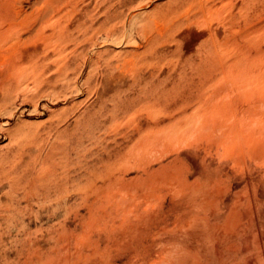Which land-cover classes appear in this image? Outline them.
Returning <instances> with one entry per match:
<instances>
[{"label": "rangeland", "instance_id": "374dc122", "mask_svg": "<svg viewBox=\"0 0 264 264\" xmlns=\"http://www.w3.org/2000/svg\"><path fill=\"white\" fill-rule=\"evenodd\" d=\"M0 1H1L0 2L1 7H3V6L8 7V8L13 7L12 9L14 10V8H15L14 11L19 13V15H21V16L29 15V13L31 14L32 11H34L37 8L39 9L42 6L45 7V9L43 7L44 10H42L44 15L49 14L50 10H51L49 7L51 0H32V1H30V0H20V1L19 0L18 1L17 0H11L12 2L10 0H7V1L5 0L6 2L3 0H0ZM58 1L60 2L58 4L60 7V15H61L60 19L58 20L59 24H61L64 27L69 25L71 28H72V25H74L72 28L73 30L70 29L69 26L66 27V29H65V31L68 29L67 30L68 32H65L67 38L64 41L65 42L64 45H66L67 47L65 46V48L61 51L62 53L60 52L61 55H58L59 57L54 56L51 48H49L51 50L48 49L49 51L47 50L46 51L47 53L45 52V54H43L44 52H40L41 49L39 48L40 54L44 55V56L46 55L45 57L47 58V56H48L49 58L45 59L43 57L44 58V60H42L43 63L40 61V63H38V65H37V67L33 71H30V73H31V74L29 73L30 75L28 73L27 74L24 73L22 76L25 80L21 79L22 76H16V77L15 76H13V77L5 76L3 67H1V65H0V78H1L0 79V87L2 86L0 88V90L3 88L0 91V264H42L45 262V260L47 261V260H49V258L52 259V258L56 257V253H58V255L59 254H68L70 256V258H73L74 257L73 253H75L76 251H79V246L83 245V243H85L87 241L94 242L96 240L97 241L99 240L100 243L104 242L105 238H103V240H102L101 237H105L104 234H106L107 231L109 233H112L115 230L111 229L112 227H111V224H109V221H107V222L99 221V219H100L99 216H100L102 210H105V211L107 210V211H109L110 214L113 212L115 205L112 202V200H113V198H118V196L121 194V193H119L118 188L121 186L122 187L125 186L129 189L135 188V189H137V191L139 190V192H137V191H136L137 193L135 192V194L137 196L136 197V203H138L140 201V203L138 205L139 206L143 205L144 201L145 200L147 201V199H148L147 197L149 196V194L145 190L146 187L148 185H150L151 183H153V180L155 178L159 179L160 178L159 176H162V177L164 176V172H163L164 169L162 168V166L171 160H173V163H171V166H177L181 169V173L178 174L179 177L183 173L188 172L187 174H188L189 180H196L197 182L202 183L204 181V179L206 178L207 174H210V176L214 180L213 182L218 183L221 187H223V190H222L223 195L225 196V194H226V197H228V196L230 197V200H226L227 203H229V204L233 202V199H231V198H233V194L235 192L237 195L243 194L242 196L238 197V199H240V198L243 199L244 196L247 197L246 193H247V190L249 189V191L251 193H254L255 200H256L255 206L258 205V206H256L257 210H258V214L260 216H262L261 219L263 221L264 220V201H262V200H264V197H262L261 195L263 194V196H264V180H263L264 179V173H263L264 172V170H263L264 169V167H263L264 162L262 163V160L264 161V139H263L264 138L263 137L264 132H262V131H264V118H263L264 117V10H263L264 4H262L260 2L264 3V0L258 1V5L260 4V6H258V7H259V9H261V12H260V15L258 18V25L259 26L257 27V31H259V30H261V31L257 32L258 33L257 34L258 40L256 39V41H255L256 42V45H255L256 48L253 50L255 52H253V53L251 52V55H244L243 54L242 56L238 57L237 61L238 60L240 61V62L238 61L239 62L238 64L240 67H235V68L232 67V62H230V61L235 60L234 53L226 52L225 50H224V53H222L223 50L222 51L221 50L215 51L212 47H210V53H209L210 54L209 58L211 60L210 68H209V66H205L203 68L202 63L200 64V62H197V61H200L199 57H201V55L204 52V51H202L203 48L206 49L205 46H207L208 43L210 45L209 39H210L213 31H215V29L216 30L219 29L218 33L219 34H220V32L222 33L223 20L221 21L220 18L217 15H215V16H212L210 18L207 17L206 18L207 20H205L202 24L190 23L191 26H190V24H187V25L185 24V26H184V25H180V24H175V23H178L177 20L175 21L174 19L163 18V14L161 11H163V13H165V12L167 13V11L173 10L179 0H177V2H176V0H141V1L140 0H124V1L123 0H119V1L117 0V2H116V0H114V2L110 3V4H108V2H105L104 0H102L103 3L101 0H98V1H96V0L95 1L94 0H89V1L88 0L87 1L81 0L83 2L79 1V3H77L78 0H66V2H64L63 0H58ZM84 1H86L87 3ZM29 2L32 3V6H31V4H29ZM36 2H37V4H36ZM96 2H97V4H100L99 7L96 6L97 5ZM5 3H6V5H5ZM23 3H25V4H23ZM26 3H27V6H25ZM43 3H45V4H43ZM93 3L96 4L95 5L96 10L93 9V7H92V6H94ZM116 3H117V5H116ZM35 4H36V6H35L36 8L34 9L33 6ZM41 4H43V5H41ZM113 4H115V5H113ZM124 4H126V5H124ZM137 4H139V6ZM38 5H41V6H38ZM81 5H84L85 7L84 6L82 7ZM261 5H263V6H261ZM63 6H65V9ZM104 6H106L107 8ZM225 6H227V4ZM225 6L223 5L224 8H225ZM31 7H33V10H31V12H30V9H32ZM103 8H106V9H104L105 11L103 10ZM226 8H225V10H226ZM22 9H23V11H22ZM62 9H64V11H62ZM77 9L79 11H77ZM120 9H121V11H120ZM126 9H127V11H126ZM24 10H25V12L28 11V13H25ZM92 10H95V11L93 12ZM20 11H22V12H20ZM85 11H87V12L90 11L91 15H88L87 12H85ZM101 11L103 12V14H101ZM76 12H77V15L75 14ZM97 12H99V14ZM22 13H23V15H22ZM124 13H126V15ZM159 13L162 14L161 15L162 17H160V18H159V16H160ZM96 14H98V15H96ZM106 14L110 15V16L107 17ZM154 14H156V18L153 17ZM72 15H75V17L74 16L72 17ZM127 15H129V16H127ZM150 15L154 19H152V17ZM221 15H223V13H221ZM77 16H79V17H77ZM92 16H93L94 20H92ZM122 16H123V18H122ZM112 17H118L117 18L118 20L115 18V21H113V20H111ZM108 18H109V20L112 21V22L110 21L111 23L109 21H107ZM69 19H71V21H69ZM122 19H124V20H122ZM221 19H223V18H221ZM61 20H63V21H61ZM80 20H83L84 23H86V24L83 23L84 25L83 24L80 25L81 24ZM148 20H150V21L153 20V21H151L152 22L151 23L152 33H153L154 37H156V39L160 40L158 42L159 43L161 42L160 45L163 47V48L161 47V51L159 52L160 54L158 55V56H160V57H158L159 60L160 59L162 60V61L160 60V65H161L162 69H161L160 76H159V77H161V80L159 78L158 79L153 78V79L148 80L149 76L146 79H143V77H142L140 80V78H139V77H141V74H140V71L138 68V64L136 62L137 61L136 57L138 58V55L141 54L140 52H142L143 49H145L142 47L145 45V43H144L145 39H143L141 37V35L139 34V29L141 28L142 24H144ZM219 20H220L221 24H219L220 22L218 23ZM89 21L92 22L93 24H91ZM127 21L130 22L131 24L129 23L127 25V23H128ZM166 21H168V22H166ZM174 21H175V23H174ZM94 22H96V23L94 24ZM105 22H107L108 25L105 24ZM140 22H141V24H139ZM172 23H174V24H172ZM259 23H261V24H259ZM65 24H67V25H65ZM97 24L98 25L100 24L102 27L101 26L99 27ZM109 24L111 26H116L115 27L116 28V35L112 36L111 38H107V40L109 39L107 41L103 32L110 28ZM114 24H116V25H114ZM169 24H171L172 26L171 25H170L171 27L168 26ZM88 25L90 27L92 26L91 27L92 30L88 27ZM103 25L105 26V29H104ZM202 25H204V26H202ZM107 26H108V28H107ZM121 26H122V28H121ZM126 26H128L130 28H128ZM166 26H167V28H166ZM260 26H261V28H260ZM132 27H134V28L132 29ZM174 27H175V29H174ZM215 27H218V28H215ZM135 28H137V29H135ZM74 29H75V31L76 30L78 31L77 34H76V32H72V31H74ZM85 29H88V30L85 31ZM165 30L168 32L170 31L169 32L170 34L168 32H164ZM80 31H82L83 34H82V32L80 33ZM93 31H95V33ZM130 31L135 32L137 34L132 33ZM162 32L167 33V34H165L167 36L163 37L164 34ZM70 33L72 34V36ZM73 33L76 35H73ZM117 33H119L118 36H117ZM127 33H129L128 34L129 39H128V36L126 38ZM157 33L159 36H155ZM173 33H174V35H173ZM83 35H84V40H83L84 43L81 40V39H83V38H81V37H83ZM90 35H92V36H90ZM222 35L223 34H220V36H222ZM103 36H104V38H103ZM90 37H92V38L90 39ZM113 37H115L114 40L116 39V41H114L115 43L111 42V41H113V40H111V39H113ZM118 37H121V38H118ZM158 37H161L163 39L158 38ZM167 37H168V39H167ZM78 39L81 40L82 43L80 41H77ZM123 39L126 41L124 42ZM104 40L107 41L109 44L107 42H104ZM120 40H121V42H120ZM74 41H76L75 45H74L75 48L72 46V44H74ZM86 41H88V42H86ZM176 41L180 42L181 45L178 44ZM198 41L201 43H198ZM78 42H80L81 44H79ZM197 43H198V45H197ZM177 44L179 45L178 46L179 48L176 47ZM195 44L197 46H199L198 49L199 48H202V49L196 50L197 47ZM76 45H77V47H76ZM88 45H89V47H87ZM200 45H201V47H200ZM71 46L73 48H70ZM82 46H84V47H82ZM164 48H166L165 50L167 53L164 51ZM211 48L213 49V51ZM65 49L67 51H64ZM68 49H70V52H68L69 51ZM169 49H171V50H169ZM176 50L179 51V54L177 52L178 55L175 52ZM76 51H78V52L76 53ZM138 51H140V52H138ZM169 51H171V53H169ZM196 51H199V52L201 51L202 54H200L199 52H198L199 53L198 54V53H196ZM218 51H220V54ZM63 53H65V54H63ZM74 53H75V55H74ZM125 53H126V56H124ZM164 53H165V55H164ZM215 53L217 55H215ZM221 53L223 55H221ZM218 54L220 56H218ZM68 55H70V56L68 57ZM104 55H107V56H104ZM162 55H164V56L162 57ZM175 55H177L178 57H176ZM213 55H215V58ZM167 56H169V57H167ZM172 56H175V58H173ZM185 56H189L190 58L185 57ZM191 56L194 57L192 59L194 61L191 60V58H192ZM253 56H255V57H253ZM62 57H63V59H61ZM113 57H115V58H113ZM180 57H182V58H180ZM58 58H59V60H58ZM99 58H100V60H99ZM104 58H106V60ZM163 58L164 59L166 58L167 60H164ZM176 58L179 60H177ZM217 58L220 59V63L218 60L216 61ZM230 58H232V59H230ZM53 59H55V60H53ZM118 59H120L119 62H117ZM253 59H255V61ZM51 60H53V61H51ZM61 60H62V62H61ZM187 60H188V62H187ZM228 60H230V61H228ZM248 60H249V62H247ZM63 61H64V64H63ZM109 61H111V63ZM251 61H254V62L251 63ZM59 62H61L62 65H61V63L59 64ZM106 62L107 63L109 62L108 65ZM163 62L167 63V67L165 66L166 63L164 64ZM168 62L169 63L171 62V64H169ZM113 63H116V65H114ZM181 63H182V65H181ZM192 63H193V66L197 65L198 67H192L191 66ZM196 63H198V64H196ZM55 64H59V65L55 66ZM65 64H66V67H65ZM102 64H103V66H102ZM112 64H113L115 69L113 68ZM117 64L120 67V69L117 68ZM186 64H187V69H186ZM216 64H218V65H216ZM221 64L223 66L227 64V66H225V67L220 66ZM243 64H245L246 66ZM51 65H53L54 67ZM99 65H101V66H99ZM177 65H178V68L176 67ZM212 65H214L216 68L217 67L218 68L223 67L224 69L223 68H221L222 70L218 69V68L216 69ZM63 66H64V68H63ZM98 66H99V68H98ZM199 66L200 67L202 66L201 68L204 70H202ZM127 67H128V69H127ZM174 67L177 68L175 71H174V69H175ZM189 67L191 69H195V68L196 69L191 70ZM247 67H248V69H247ZM105 68H106V70H105ZM166 68H167V70H166ZM237 68H241V70L237 69ZM38 69H40V71ZM97 69H99V70H97ZM208 69L209 70L211 69L210 71H213V72L210 73V71H207ZM51 70H52V72H50ZM179 70L180 71L181 70L182 71L188 70L189 72H187V75L189 73V75H191V76L188 75V77H187L186 72L182 73V71H181V73H179L180 76L183 75L186 77L181 78V80H180V78H176V77H179L177 74L178 73L177 71H179ZM198 70H200V73L202 72V74L197 72ZM216 70L217 71L219 70L220 72L222 71L219 76H218L219 73ZM224 70H225V72H224ZM229 70H230V72H229ZM106 71L108 74L105 73ZM124 71L125 72L127 71V73H125L126 75L122 73ZM170 71H172V72H170ZM193 71H195V72H193ZM239 71L242 73L239 74L240 73ZM43 72H45L44 73L45 76L43 75L44 77H42ZM164 72H166V73H164ZM203 72H205L207 74L206 76H208L212 79L210 80V78H207L204 75L205 73L203 74ZM247 72H249L251 74H249ZM33 73H35L37 77L39 74V77L37 78L36 76H33ZM116 73H117V75H116ZM138 73L140 76L138 75ZM173 73L176 74V76ZM223 73H226L227 76H224L225 74L222 76ZM101 74H102V76H101ZM234 74H236L238 76L237 79H239V77H240V80L237 81L235 78L236 75H234ZM242 74H243V76H242ZM252 74L254 77L252 76ZM119 75H121L122 77H120ZM124 75H125V77H123ZM231 75H233V76H231ZM247 75H248V77H247ZM61 76H62V78H61ZM31 77H33V78H31ZM40 77H42V78H40ZM133 77H135L136 79H134ZM189 77H191V78L185 79V78H189ZM257 77H258V79H257ZM53 78H55V79H53ZM193 78H196V80L194 81ZM253 78H255V79H253ZM11 79L14 80L12 82L15 83L16 85H17V83L20 85L21 83L23 84L24 82H26L27 84L25 86H24L25 83L23 85L21 84L20 86H22L23 88L21 87V89L19 88V90L15 89L16 90L15 91L13 89L16 88V85L11 82ZM113 79H114V81H112ZM125 79H127V80L125 81ZM132 79H134L133 83H132ZM202 79H204V82H202L203 81ZM241 79H242V81H241ZM6 80H8V81H6ZM146 80H148V81H146ZM187 80L191 81L190 83H192V84L195 83V85H192V84L188 85L189 82ZM200 80H202V81H200ZM104 81H106V82H104ZM141 81H145L146 84H144ZM161 81L163 84L161 83ZM10 82L14 86L11 84V87L8 88V86L10 85L9 84ZM120 82H121V84H120ZM139 82L144 84V86H145V87L143 86L144 89H143V87L142 88L140 87L143 84H141L139 86ZM199 82H202L203 84L202 83L201 84L204 86L209 84L208 86L210 88H206L207 86L203 87L201 84H200V86L199 85L197 86L196 83L199 84ZM4 83H6V84H4ZM118 83H119V85H118ZM154 83H156V84L159 83L158 85H160V84L162 85V86L161 85L160 86L156 85V86L161 88L160 89L161 91L160 90H158V91H160V94L162 95L163 105L166 103H169L171 100L173 102L178 101V104H179V102H181L180 99H182V102L184 101L183 98L184 99H190L191 98L190 100L192 102H193V99L195 102V100L197 98H199L198 101L196 100V102L194 103V105H196L197 102H198V104L201 103V101H200V100H202L201 97L203 99L205 98L204 100H202V102L203 101H208V102L211 101V104H212V105L210 104L211 107H209L211 111L209 110L210 112L209 111H208L209 113L207 112L208 115L203 116V117H199V118H197V117L194 118V116L182 117L181 115L180 116L175 115L172 117L170 116V118H169V116H167V114L163 115L165 117L162 116V122H161L162 125L161 126H162V130L164 132H161V139H160L159 143L168 152V153L164 154V156H158L156 154L151 155V153L149 154L147 152L150 149L149 146L150 145L152 146L153 140H149L150 142L147 141V143L146 142L142 143V144L140 143L141 145L144 144V146H140V144H138L139 141L140 142L142 141L141 138L144 136V134H146L143 130L139 131L138 126L140 124H142L144 122V120H146L148 118H146V116L144 117V115H145L144 112L137 110L138 109L137 103L139 102L140 99H143V96H144L143 94H145L146 92H147L146 94L154 93V91L149 89V87H151L153 90L154 89L156 90V86H154ZM171 83H173L172 86H171ZM102 84H103V88H102ZM105 84H106V86H105ZM174 84L175 85L181 84L180 85L181 87L176 86L177 87L176 90H179V91H175L174 89H172V88H174L173 86H175ZM186 84L188 86H192L191 89L188 88V86ZM117 85H118V87H117ZM185 85L187 87H185ZM20 86H18V87H20ZM126 86L127 87L130 86L129 89H127ZM258 86H259V88H258ZM5 87H7V88L5 89ZM25 87L28 88V90ZM115 87H117V89ZM119 87L121 88L120 91L118 90ZM124 87L126 88L125 90H123ZM166 87H168L169 89ZM183 87L185 88V93H186V94H184V96L185 97L187 96V98H185L182 94V92L184 93ZM194 87H198L199 90H198V88H194ZM200 87L202 89L201 90L202 93H197L200 91ZM44 88H45V90H44ZM138 88H140V89H138ZM163 88L168 89V91L171 89L170 91L171 92L173 91V94H169L167 97L166 96L167 93H170V92H168L166 89H163ZM178 88H180V89H178ZM192 88H194V89H192ZM204 88H206L209 95L207 94V91ZM249 88H250V90H249ZM251 88H252V90H251ZM7 89H8L9 93H7ZM10 89H11V91H10ZM142 89L145 90L146 92H143L142 94L137 92L138 90L142 92ZM189 89L192 90V91H190V93H192V94H195V92H196L195 95H197L198 97H194V95L192 97L191 96L192 94H189V92H188ZM209 89H211V92H209L210 91ZM220 89H221V91H220ZM12 90L15 92H13ZM112 90L113 91L115 90V91L113 92ZM122 90L125 91L126 93L122 92ZM163 90L164 91L166 90L165 96L168 99H166L165 96L163 97V94H164V93L162 94ZM204 90H205V92L203 93ZM116 91H118V92L116 93ZM109 92H111V94H109ZM119 92H120V95L118 94ZM176 92L177 93L180 92L183 97L182 96L180 97L179 95H177ZM2 93L3 94L5 93V96H7V97L3 96ZM10 93H12V94H10ZM124 93H125V95H124ZM135 93L137 95L134 97ZM215 93H216V95H215ZM219 93H221V96ZM112 94H114V96H112ZM202 94H203V96H202ZM205 94L208 95L209 97H206V96L204 97ZM222 94L224 95V98H221L223 96ZM249 94H251V95H249ZM173 95H177L178 98H177V96H175V98L172 97ZM1 96L4 98V100H3V98L1 99ZM100 96H102V97H100ZM188 96H191V97L188 98ZM131 97L135 98V99H132ZM170 97H172L173 99L170 100L169 99ZM105 98H106V100H105ZM107 98H109L111 100L108 99V101H107ZM130 98L132 99V102H130L131 101ZM216 98L218 100H216ZM243 98H245L246 101ZM246 98H249V99H246ZM103 99H104V103L101 102V101H103ZM121 99L123 101H125V103L127 105L128 115L125 119H122L121 122H120V120L119 121H111V119L109 117L111 115L112 110H109V108L110 109H113L114 107L116 108L119 105V102L122 101ZM165 99L167 101L166 103L164 102ZM96 100H97V102H96ZM98 101L101 103L99 104ZM114 101H115V103H114ZM172 101L170 103H173ZM111 102H113V106H112ZM134 103H136V104H134ZM167 105L168 104H166L165 106L167 107ZM213 106H219V107H222L225 109L227 108L228 109V115L226 114V116H222L220 114H216V113L214 114V112L212 110V108L214 109ZM95 108H97L98 110ZM99 108H101V109H99ZM131 109L134 110V111L133 110L131 111L132 115H131V112H129ZM96 111L100 112L102 115ZM106 111L108 112L109 115L106 113ZM135 111H136V113H135ZM93 112H95L96 114ZM137 112H139L140 116H143V117L138 116L139 114H137ZM246 112L248 113V115H246L247 114ZM254 112H256L255 114H258V116L254 115ZM104 113H106V114H104ZM232 113H234L235 115H233ZM249 113H251V116ZM252 113H253V115H252ZM104 115L106 117H104ZM214 115H216V116H214ZM231 115L233 118L231 117ZM131 116L133 119L131 118ZM255 116L257 118H259L258 122H257V119ZM93 117H94V121H93ZM98 117L101 119L103 117L104 118L101 120V119H98ZM175 117H176V119H172ZM223 117H224V120H223ZM136 118L138 120H134ZM167 118L171 119V120H167ZM192 118H194V119H192ZM253 118H254V121H253ZM188 119H189V122H187ZM190 119H192V120H190ZM196 119H197V121H196ZM202 120H204L205 124L209 123L211 128L206 130L204 128L205 124L202 125V122H203ZM251 120H252V122H251ZM101 121H102V123H105V124L108 123L107 125L110 127V129L106 128V131L109 130V133L105 132V130L101 131L103 128L105 129V124H102ZM166 121L168 123H166ZM194 121H196V123ZM207 121H208V123H207ZM236 121H237V123H236ZM175 122L176 123L179 122L181 125L176 124L177 125L176 126ZM254 122L259 123V125H257V124L255 125ZM109 123H111V124H109ZM113 123H114V125L112 126V130H111V125ZM187 123H189V124H187ZM230 123H231V125H230ZM251 123H253V124H251ZM184 124L187 126H185ZM103 125H104V127H103ZM126 126H128V127L126 128ZM184 126H185V128H184ZM202 127L204 129H202ZM216 127H217V129H216ZM220 127H222V128H220ZM125 128H126V130H125ZM167 128H170V129H167ZM171 128H172V130H171ZM197 128H199V129H197ZM94 129H97V130H94ZM134 129H136L135 130L136 132L134 131ZM181 129H183V130H181ZM251 129L252 130L254 129L255 133L253 131L250 132ZM261 129H262V131H260ZM98 130L100 132H98ZM114 130H116L117 132H115ZM168 130H170V131H168ZM248 130H249V132H248ZM123 131L125 133H127V137H126L127 139H125V140H124L125 137H123V138L121 137V135L123 134ZM132 131H134V132L132 133ZM193 131H194V133H193ZM120 132H121V134H119ZM115 133L118 135H116ZM128 133L130 135H128ZM163 133H165V134H163ZM227 133H228V135H227ZM92 134H94V135L96 134L97 136L93 138L94 135H92ZM103 134L106 136H104ZM255 134L257 136L261 135L259 138L261 139V142H262L261 143L262 159L257 164L255 162H253L252 159L247 155V152H245L246 150L251 148V145L248 142V140H249L248 136H250L252 138V137L256 136ZM147 135L152 137L153 135H155V131H151ZM182 135L184 136V139H182L183 138ZM98 136H101V137H99L100 139L98 138ZM186 136L188 138H186ZM227 137H228V140H227ZM101 138L102 139L105 138V139L102 141ZM106 138H108L109 141ZM95 139L96 140L99 139V141H97V143H96L94 141ZM131 140H132V142H131ZM184 140H185V142H184ZM116 143H118L119 145H117ZM181 143H182V145H181ZM114 144H116V145H114ZM220 144L222 146H220ZM193 145H195V146H193ZM171 146H173V148ZM233 146L234 147L237 146L241 149V156H240L241 162H240V164H235V162H234V160L238 158V154L231 153L230 151L226 150V148L231 149V147H233ZM129 149H130V151H128ZM182 150H184V151H182ZM76 151L78 152V155H77ZM140 151H142V153H144V154L146 153L145 155L147 156V158L144 154H141ZM216 151H217V153H216ZM205 152H207V153H205ZM115 153H116V155H114ZM136 153L138 156L136 155ZM138 153H140V155ZM136 157H138V158H136ZM76 158H78V159H76ZM110 158H111V160H110ZM113 158H115L116 161ZM159 158H160V160H159ZM107 159L109 161L106 162L105 160H107ZM77 160H79L78 163H77ZM145 160H147L148 162ZM204 160H206V162ZM242 162H245L247 165H245V163H242ZM147 163H149V164H147ZM151 163H152V165L150 166ZM260 163H261V165L259 166ZM106 164H108V166ZM207 164H209V165H207ZM63 165H65V167ZM210 166H212V167H210ZM107 167L110 168V171L112 172V174L110 176L112 179L109 178V179L105 180L104 178H100L101 177L100 173L105 172ZM64 168H66L65 170H68L67 172L65 170L64 171L67 175L69 174L68 178L70 176V178H69L70 180L67 179L66 177L64 178L63 174H65V173H62L63 172L62 169H64ZM67 168H69V169H67ZM254 168H256V169H254ZM119 169L123 170V172L120 171ZM207 169H209L210 171ZM222 169H223V171H222ZM253 169L255 172H258V173H255L253 171ZM116 170H118V173L116 175H113L117 172ZM148 171H150L151 174H152V172L153 173L155 172V173L151 175V174H148V173H150ZM172 171H174V169ZM158 172H160L161 174L160 173L158 174ZM225 174L227 176H225ZM96 175L98 177H96ZM72 176H73V178H72ZM133 178L136 181H134ZM110 179L112 181H109ZM76 180H78V181H76ZM100 180H101V182H100ZM68 181H70V182H68ZM102 181H103V183H102ZM224 181H226V182H224ZM227 181H229V182L227 183ZM254 181L257 182V184ZM64 182H65V184H64ZM86 182H88V183H86ZM137 183H138V185H137ZM61 184L63 185V188L61 187L62 186ZM98 184H101L102 186L101 185L97 186ZM109 184H111V185L107 186ZM254 184H256V185H254ZM112 185L113 186L115 185L116 188H114L115 186L113 187ZM68 186H70V187H68ZM71 186L74 188L72 189ZM47 187H49L50 189L49 188L46 189ZM96 187H98V188H96ZM244 188H246V189H244ZM113 189H115V190H113ZM65 190H67V192ZM104 190H105V192H104ZM46 191H48V192H46ZM104 193H105V195H104ZM116 193H117V195H116ZM144 193H146V194H144ZM91 194H92V196H91ZM109 194H110V196H108ZM154 194H155V192H154ZM256 195H258L259 197ZM138 196L140 197V199ZM97 197L100 199L98 200ZM105 197H106V199H105ZM258 198H261V200ZM93 199H97V200L94 202ZM141 200L143 203H141ZM166 200H168V196L166 197ZM125 202L127 204L130 201L126 200ZM154 202L152 200V203H154ZM130 203H132V202H130ZM146 203H145V206L147 205ZM74 204H76L77 206H75ZM71 205H72V207H71ZM150 205H148L149 209L151 208ZM139 206H138V208H139ZM68 207L71 208V210ZM73 208H75V210H73ZM223 208H224L223 203L222 204L217 203L213 206L212 210L211 209L209 211L202 210L203 212L199 211L196 213V215L202 216V220L204 222H207V224H210V225L215 223V221L222 223L224 218H225L224 217L225 214H223V212L221 211V210H223ZM139 209H141V208H139ZM74 211L76 212V214ZM210 211L212 212V214L210 213ZM216 211H218L219 213H217ZM216 213L221 215V216L217 215ZM90 219L91 220L94 219V220L91 221ZM103 223H104V225H102ZM207 224L205 223L203 225V227H207L208 226ZM80 225H81V227H80ZM98 226H100V227H98ZM117 226H118V224L116 223L114 227H117ZM239 226L240 227L238 229V233L240 235L244 234L245 227L243 225H239ZM115 229H116V231H118L119 227L115 228ZM220 229L224 230L222 228H218V229H216V231L222 232ZM83 230L85 232H83ZM100 232H102L101 236H100ZM94 233L98 234V235H96V236L93 235L94 238H91V237H93L91 235ZM236 236H235V239L237 240L236 243H237L238 247L240 246L243 248L244 244H242V242H241L242 240L238 237V234ZM83 237L86 239H84ZM87 238H91V239H87ZM101 240H102V242H101ZM80 242H83V243H80ZM229 242L230 241H225V242H223L222 245L224 246V245L228 244ZM79 243H80V245H79ZM54 244L57 245V248L55 247ZM195 244H196L195 249L197 250L204 244V242L201 240H197ZM245 247H246L245 252L249 251V255L252 257L249 264H254L252 261L256 258V256H254L255 255L254 251H253L254 248H253V244L251 243L250 239L247 240V244L245 245ZM51 248H52V250H49ZM66 248L68 251L66 250ZM61 250H63V251H61ZM51 251H53V253H50ZM57 251H59V252H57ZM45 252H47V253L45 254ZM227 252H229L230 254L232 253V255L235 253L234 250H230ZM41 253H42V255H41ZM50 254H54V256L52 255L48 258V256ZM71 254H73V255H71ZM225 255H226V252L223 253L220 250H217V248H216V250L214 249V254L209 255L210 261L208 263L209 264H215L216 260L223 259L224 257H227V255L226 256ZM39 256H42V257L39 258ZM46 256H47V259H46ZM44 257H45V259H43ZM36 258H37V260H36ZM120 258L121 257H119V256L116 257V261L119 260V263L121 261H124V259H122V258L120 259Z\"/></svg>", "mask_w": 264, "mask_h": 264}, {"label": "bare ground", "instance_id": "6f19581e", "mask_svg": "<svg viewBox=\"0 0 264 264\" xmlns=\"http://www.w3.org/2000/svg\"><path fill=\"white\" fill-rule=\"evenodd\" d=\"M5 1V0H3ZM2 1V2H3ZM7 1V0H6ZM5 1V2H6ZM11 1V0H10ZM18 1V0H17ZM20 1V0H19ZM32 1V0H30ZM64 2H66V0H63ZM62 1V2H63ZM79 1L81 0H78L77 3H79ZM87 1V0H86ZM84 1V2H86ZM89 1V0H88ZM95 1V0H94ZM98 1V0H96ZM102 1V0H101ZM105 2H108V4L110 3H113L114 0H104ZM119 1V0H118ZM124 1V0H123ZM141 1V0H140ZM258 1H261V0H179L178 3L176 4L175 8L171 11H167V13H163V18L165 19H174L175 21L177 20L178 23H174L175 24H180V25H184L185 24H190V23H195V24H202L205 20H207L206 18L207 17H212V16H215L217 15L220 20L222 21L223 20V30H222V33L220 32V34H223L222 36H220V34L218 33V30L215 29V31H213V33L211 34V37H210V45L208 43V47L205 46L206 49L203 48L202 52L200 51H196V53H200L202 54L200 58V61H197V62H200V64L202 63L203 65V68L205 66H211V60H210V47H212L215 51L217 50H223L222 53H224V50L226 52H231V53H234V57H235V60L234 61H230L232 62V67H240L239 66V62L237 61V58L242 56L243 54L244 55H251V52H255L253 51L256 47V39H257V32H260L261 30L257 31V27L259 26L258 25V18H259V15H260V12H261V9H259L258 6H260V4L258 5ZM1 2V1H0ZM12 2V1H11ZM24 2V1H23ZM38 2V1H37ZM36 2V4H37ZM43 2V1H42ZM61 2V3H62ZM83 2V1H81ZM80 2V3H81ZM100 2V1H99ZM117 2V0H116ZM133 2V1H132ZM177 2V0H176ZM4 3V2H3ZM2 3V4H3ZM8 3V2H7ZM19 3V2H18ZM41 3V2H40ZM39 3V4H40ZM60 3L58 0H51L50 1V13L49 14H46L44 15L43 11L45 9L44 6H42L41 8H37L35 9L36 7V4L33 6L34 7V11L31 12V10H33V7H31L32 9H30V12L31 14L29 13V15H24V16H21L19 15V13L15 12V8L14 10L12 8H8V7H1L0 6V65L1 67H3V70H4V74L5 76L7 77H13V76H22L24 73H30V71H33L38 63H40V61L42 62V60L47 59L49 58L47 56V58L44 56V55H41L40 52H44L43 54H45V52L51 48L52 49V52H53V55L54 56H58V55H61L60 52L65 48L66 45L65 44V39L67 38L66 37V33L65 32H68L67 30L65 31L66 27L68 26H62L61 24H59L58 20L60 19L61 15H60V7H59V4ZM87 3V2H86ZM103 3V1H102ZM262 4H264L263 2H260ZM25 4V3H23ZM29 4H31L32 6V3L29 2ZM28 4V5H29ZM45 4V3H43ZM41 4V5H43ZM63 4V3H62ZM69 4V3H68ZM73 4V3H72ZM82 4V3H81ZM94 4V3H93ZM92 4V5H93ZM97 4V2H96ZM92 6L93 9L96 10L95 8V5ZM227 4V6H225ZM6 5V3H5ZM10 5V4H9ZM21 5V4H20ZM41 5H38V6H41ZM77 5V4H76ZM86 5V4H85ZM115 5V4H113ZM117 5V3H116ZM126 5V4H124ZM128 5V4H127ZM139 6V4H137ZM223 5L225 6V8L223 7ZM16 6V5H15ZM27 6V3L26 5ZM78 6V5H77ZM82 7L84 5H81ZM97 7L100 6V4H97L96 5ZM107 6V5H106ZM104 6V7H106ZM120 6V5H119ZM118 6V7H119ZM263 6V5H261ZM44 7V9H43ZM47 7V6H46ZM64 9H65V6H63ZM62 7V8H63ZM71 7V6H70ZM85 7V6H84ZM112 7V6H111ZM130 7V6H129ZM23 8V7H22ZM29 8V7H28ZM77 8V7H76ZM80 8V7H79ZM78 8V9H79ZM107 8V7H106ZM106 8H103L106 9ZM123 8V7H122ZM132 8V7H131ZM263 8V7H262ZM17 9V8H16ZM64 9H62V11H64ZM77 9V11H79ZM99 9V8H98ZM110 9V8H109ZM170 9V8H169ZM19 10V9H18ZM95 10H92L93 12ZM118 10V9H117ZM264 10V9H263ZM23 11V9H22ZM20 11V12H22ZM105 11V10H104ZM121 11V9H120ZM127 11V9H126ZM224 11V12H223ZM25 12V10H24ZM84 12V11H83ZM87 12V11H85ZM160 12V13H161ZM263 12V11H262ZM25 13H28L25 12ZM82 13V12H81ZM90 11L87 12L88 15H91ZM99 14V12H97ZM113 13V12H112ZM116 13V12H115ZM121 13V12H120ZM156 13V12H155ZM158 13V12H157ZM159 13V14H160ZM221 13H223V15H221ZM21 14V13H20ZM77 15V12L75 13ZM79 14V13H78ZM84 14V13H83ZM96 14V15H98ZM101 14H103V12L101 11ZM100 14V15H101ZM109 14V13H108ZM126 15V13H124ZM160 14L159 18L162 17ZM23 15V13H22ZM119 15V14H118ZM123 15V14H122ZM75 17V15H72V17ZM106 16H110V15H107ZM114 16V15H113ZM124 16V15H123ZM122 16V18H123ZM129 16V15H127ZM151 16V15H150ZM149 16V17H150ZM157 16V17H158ZM222 16V17H221ZM31 17V18H30ZM71 17V18H72ZM79 17V16H77ZM97 17V16H96ZM105 17V16H104ZM152 17V16H151ZM153 17L156 18V14L153 15ZM152 17V19H154ZM115 18L117 19L118 17H112L111 20L115 21ZM125 18V17H124ZM223 18V19H221ZM63 19V18H62ZM97 19V18H96ZM99 19V18H98ZM104 19V18H103ZM121 19V18H120ZM126 19V18H125ZM151 19V18H150ZM158 19V18H157ZM92 20L93 19V16H92ZM108 20L107 21H111ZM118 20V19H117ZM124 20V19H122ZM128 20V19H127ZM218 20V19H217ZM216 20V21H217ZM220 20L218 21V23L220 22ZM63 21V20H61ZM69 21H71V19H69ZM73 21V20H72ZM81 21V24L82 25L84 23L83 20H80ZM83 21V22H82ZM91 21V20H90ZM89 21V22H90ZM96 21V20H95ZM102 21V20H101ZM129 21V20H128ZM127 21V22H128ZM144 21V20H143ZM153 21V20H151ZM150 20H148L147 22H145L144 24H142L141 28L139 29V34L141 35V37L143 39H145V45L142 46L143 48V51L140 52L141 54L138 55V58L136 57L137 59V64H138V68H139V71H140V74H141V78L143 77V79H146L148 76V80L149 79H153V78H156V79H160L161 80V77L160 76V72H161V65H160V60L158 56L161 51V45L158 41V39H156V37H154L153 33H152V29H151V22ZM155 21V20H154ZM211 21V20H210ZM213 21V20H212ZM76 22V21H75ZM74 22V23H75ZM79 22V21H78ZM112 22V21H111ZM110 22V23H111ZM124 22V21H123ZM142 22V21H141ZM141 22L139 24H141ZM168 22V21H166ZM207 22V21H206ZM91 24H93L92 22H90ZM96 22H94L95 24ZM100 23V22H99ZM130 22L127 23V25L129 24ZM172 23V24H174ZM68 24V23H67ZM65 24V25H67ZM86 24V23H84ZM83 24V25H84ZM88 24V23H87ZM101 24V23H100ZM98 25L99 27L101 25ZM104 24V23H103ZM105 24H107V22H105ZM125 24V23H124ZM131 24V23H130ZM165 24V23H164ZM221 24V22L219 23ZM261 24V23H259ZM76 25V24H75ZM90 25V24H89ZM88 25V27L91 29V27ZM108 25V24H107ZM110 25V24H109ZM116 25V24H114ZM122 25V24H121ZM126 25V24H125ZM134 25V24H133ZM171 24H169L168 26H170ZM218 25V24H217ZM216 25V26H217ZM263 25V24H262ZM74 25H72V28H73ZM104 26V25H103ZM130 26V25H129ZM132 26V25H131ZM136 26V25H135ZM134 26V27H135ZM172 26V25H171ZM170 26V27H171ZM191 26V24H190ZM195 26V25H194ZM204 26V25H202ZM207 26V25H206ZM70 27V26H69ZM76 27V26H75ZM87 27V28H88ZM102 27V26H101ZM116 26H111L110 25V28L107 29L106 31H104V36L106 37V40L107 38H111L112 36H115L116 35ZM128 27V26H126ZM132 27V29L134 28ZM137 27V26H136ZM155 27V26H154ZM196 27V26H195ZM199 27V26H198ZM70 27V29H72ZM88 28V29H89ZM108 28V26H107ZM119 28V27H118ZM122 28V26H121ZM130 28V27H128ZM153 28V27H152ZM167 28V26H166ZM215 28H218V27H215ZM261 28V26H260ZM78 29V28H77ZM88 29H85L88 30ZM104 29H105V26H104ZM131 29V30H132ZM137 29V28H135ZM170 29V28H169ZM175 29V27H174ZM73 30V29H72ZM92 30V29H91ZM126 30V29H125ZM171 30V29H170ZM133 31V30H132ZM130 31V32H132ZM174 31V30H173ZM176 31V30H175ZM179 31V30H178ZM72 32H76L77 34V30L75 31H72ZM82 31H80L81 33ZM95 33V31H93ZM97 32V31H96ZM119 32V31H118ZM129 32V33H130ZM164 32H168V31H164ZM170 32V31H169ZM168 32V33H169ZM90 33V32H89ZM126 34V38L128 36V34ZM132 33H135V32H132ZM163 33V32H162ZM71 34V33H70ZM73 33V35H76ZM83 34V32H82ZM81 34V35H82ZM86 34V33H85ZM88 34V33H87ZM91 34V33H90ZM119 33H117V36H118ZM137 34V33H135ZM155 34V33H154ZM163 37L164 36H167L165 34L167 33H163ZM170 34V33H169ZM68 35V34H67ZM132 35V34H131ZM174 35V33H173ZM72 36V34H71ZM92 36V35H90ZM101 36V35H100ZM103 36V38H104ZM125 36V35H124ZM138 36V35H137ZM155 36H159L158 33L155 35ZM162 36V35H161ZM171 36V35H170ZM75 37V36H74ZM81 37V36H80ZM79 37V38H80ZM122 37V36H121ZM121 37H118V38H121ZM132 37V36H131ZM175 37V36H174ZM83 39H81L82 41L84 40V35L83 37H81ZM92 37H90L91 39ZM102 38V39H103ZM115 37H113V41H111L112 43L114 41H116V39L114 40ZM117 38V39H118ZM158 38H161V37H158ZM204 38V37H203ZM202 38V39H203ZM208 38V37H207ZM99 39V38H98ZM101 39V40H102ZM128 39H129V36H128ZM141 39V38H140ZM163 39V38H161ZM168 39V37H167ZM175 39V38H174ZM173 39V40H174ZM201 39V38H200ZM206 39V38H205ZM81 40H77V41H80ZM87 40V39H86ZM109 40V39H108ZM107 40V41H108ZM124 40V39H123ZM142 40V39H141ZM170 40V39H169ZM258 40V39H257ZM67 41V40H66ZM72 41V40H71ZM104 40V42H107ZM126 40H124L125 42ZM175 41V40H174ZM181 41V40H180ZM200 41V40H199ZM198 43H201L199 42ZM206 41V40H205ZM75 42L74 41V44H72V46L74 47L75 45ZM80 42H78L79 44H81ZM88 42V41H86ZM119 42V41H118ZM117 42V43H118ZM121 42V40H120ZM178 44H180V42L176 41ZM182 42V41H181ZM258 42V41H257ZM84 43V41H83ZM108 43V42H107ZM115 43V42H114ZM197 43V45H198ZM255 43V44H254ZM68 44V43H67ZM89 44V43H88ZM109 44V43H108ZM163 44V43H162ZM176 45V47H178L179 45ZM204 44V43H203ZM78 45V44H77ZM76 45V47H77ZM181 45V44H180ZM196 45V44H195ZM196 45V50H199V49H202V48H199V46ZM70 47V48H73V47ZM166 46V45H165ZM67 47V46H66ZM84 47V46H82ZM81 47V48H82ZM89 47V45L87 46ZM86 47V48H87ZM175 47V48H176ZM201 47V45H200ZM203 47V46H202ZM39 48L41 49V51L39 52ZM69 48V47H68ZM75 48V47H74ZM108 48V47H107ZM163 48V47H162ZM169 48V47H168ZM179 48V47H178ZM211 48V49H212ZM49 49V50H51ZM67 49V48H66ZM64 50V51H67V50ZM80 49V48H79ZM83 49V48H82ZM166 48H164V51L166 52L165 50ZM212 49V51H213ZM48 50V51H49ZM70 52V49H68ZM77 50V49H76ZM171 50V49H169ZM74 51V50H73ZM113 51V50H112ZM51 52V51H50ZM72 52V51H71ZM78 51H76L77 53ZM83 52V51H82ZM176 54L178 52L179 54V51H175ZM219 54H220V51H218ZM47 53V52H46ZM62 53V52H61ZM66 53V52H65ZM63 53V54H65ZM162 53V52H161ZM167 53V52H166ZM169 53H171V51H169ZM182 53V52H181ZM195 53V52H194ZM195 53V54H196ZM198 53V54H199ZM221 53V55H223ZM67 54V53H66ZM104 54V53H103ZM107 54V53H106ZM117 54V53H116ZM163 54V53H162ZM177 54V55H178ZM194 54V55H195ZM197 54V55H198ZM218 54V56H220ZM52 55V56H53ZM75 55V53H74ZM79 55V54H78ZM110 55V54H109ZM165 55V53H164ZM162 55V57L164 56ZM174 55V54H173ZM177 55H175L176 57H178ZM190 55V54H189ZM215 55H217L215 53ZM215 55L214 58H215ZM70 55H68L69 57ZM104 56H107V55H104ZM115 56V55H114ZM124 56H126V53L124 54ZM129 56V55H128ZM175 56H172L173 58H175ZM184 56V55H183ZM226 56V55H225ZM42 57V58H41ZM44 57V58H43ZM59 57V56H58ZM80 57V56H79ZM116 57V56H115ZM113 57V58H115ZM169 57V56H167ZM166 57V58H167ZM185 57H189V56H185ZM192 57V56H191ZM244 57V56H243ZM255 57V56H253ZM53 58V57H52ZM82 58V57H81ZM108 58V57H107ZM126 58V57H125ZM132 58V57H131ZM164 59V60H167V59ZM182 58V57H180ZM190 58V57H189ZM194 57L191 58V60L193 59ZM228 58V57H227ZM251 58V57H250ZM63 59V57L61 58ZM66 59V58H65ZM83 59V58H82ZM106 60V58H104ZM177 59V58H176ZM232 59V58H230ZM241 59V58H240ZM55 60V59H53ZM51 60V61H53ZM59 60V58H58ZM100 60V58H99ZM113 60V59H112ZM120 59L117 60V62H119ZM123 60V59H122ZM121 60V61H122ZM125 60V59H124ZM134 60V59H133ZM179 60V59H177ZM176 60V61H177ZM197 60V59H196ZM219 61L220 63V59L217 58L216 61ZM255 61V59H253ZM65 61V60H64ZM64 61H63V64H64ZM84 61V60H83ZM82 61V62H83ZM103 61V60H102ZM120 61V62H121ZM162 61V60H161ZM186 61V60H185ZM190 61V60H189ZM194 61V60H192ZM214 61V60H213ZM254 61H251L254 62ZM62 62V60H61ZM59 62V64L61 63ZM98 62V61H97ZM104 62V61H103ZM111 63V61H109ZM108 62V63H109ZM116 62V61H115ZM130 62V61H129ZM135 62V61H134ZM178 62V61H177ZM176 62V63H177ZM188 62V60H187ZM186 62V63H187ZM196 62V61H195ZM243 62V61H242ZM249 62V60L247 61ZM43 63V62H42ZM41 63V64H42ZM53 63V62H52ZM55 63V62H54ZM96 63V62H95ZM101 63V62H100ZM107 63V62H106ZM107 63V65H108ZM164 64L166 62H163ZM169 63V62H168ZM224 63V62H223ZM244 63V62H243ZM59 64H55L56 65H59ZM83 64V63H82ZM97 64V63H96ZM114 65H116V63H113ZM112 64V66H113ZM171 64V62L169 63ZM188 64V63H187ZM187 64H186V69H187ZM191 64V63H190ZM198 64V63H196ZM241 64V63H240ZM246 64V63H245ZM243 64V65H245ZM248 64V63H247ZM254 64V63H253ZM50 65V64H49ZM62 65V63H61ZM94 65V64H93ZM120 65V64H119ZM134 65V64H133ZM182 65V63H181ZM218 65V64H216ZM250 65V64H249ZM252 65V64H251ZM53 66V65H51ZM96 66V65H95ZM101 66V65H99ZM98 66V68H99ZM103 66V64H102ZM106 66V65H105ZM111 66V65H110ZM121 66V65H120ZM127 66V65H126ZM167 67V63L165 65ZM192 67H198L197 65L193 66V63L191 65ZM190 66V67H191ZM214 66V65H212ZM220 66H223L222 64ZM227 66L224 65L223 67ZM246 66V65H245ZM253 66V65H252ZM251 66V67H252ZM54 67V66H53ZM65 67H66V64H65ZM97 67V66H96ZM95 67V68H96ZM107 67V66H106ZM178 68V65L176 66ZM189 67V68H190ZM191 67V68H192ZM200 67V66H199ZM202 67V66H201ZM200 67V68H201ZM221 67V68H223ZM230 67V66H229ZM228 67V68H229ZM64 68V66H63ZM62 68V69H63ZM114 68V66H113ZM117 68L120 69V67L118 66L117 64ZM116 68V69H117ZM172 68V67H171ZM175 68V67H174ZM173 68V69H174ZM175 68L174 71L177 69ZM184 68V67H183ZM190 68V69H191ZM214 68H216L214 66ZM218 68V67H217ZM216 68V69H217ZM221 68H218V69H221ZM250 68V67H249ZM115 69V68H114ZM128 69V67H127ZM136 69V68H135ZM185 69V68H184ZM185 69V70H186ZM196 69V68H195ZM195 69H191V70H195ZM202 69V68H201ZM200 69V70H201ZM212 69V68H211ZM210 69V70H211ZM224 69V68H223ZM226 69V68H225ZM237 69H240L241 68H237ZM246 69V68H245ZM248 69V67H247ZM40 71V69H38ZM57 70V69H56ZM99 70V69H97ZM106 70V68H105ZM104 70V71H105ZM123 70V69H122ZM131 70V69H130ZM167 70V68H166ZM182 71V73L186 72V75H187V72H189L188 70L187 71ZM200 70H198L197 72L200 73ZM204 70V69H202ZM209 69L207 71H210ZM214 70V69H213ZM222 70V69H221ZM54 71V70H53ZM59 71V70H58ZM96 71V70H95ZM103 71V72H104ZM137 71V70H136ZM135 71V72H136ZM163 71V70H162ZM165 71V70H164ZM181 71H177L176 73L178 74L179 77H176V78H184L186 76H180L179 73H181ZM217 71V70H216ZM233 71V70H232ZM52 72V70L50 71ZM110 72V71H109ZM120 72V71H119ZM172 72V71H170ZM195 72V71H193ZM213 72V71H210V73ZM215 72V71H214ZM219 74L218 76L221 74V72L218 70L217 71ZM225 72V70H224ZM228 72V71H227ZM230 72V70H229ZM238 72V71H237ZM236 72V73H237ZM240 72V71H239ZM2 73V72H1ZM45 72H43L42 74V77L45 76L44 74ZM48 73V72H47ZM57 73V72H56ZM63 73V72H62ZM98 73V72H97ZM106 74L107 71L105 72ZM121 73V72H120ZM123 74L127 73V71L125 72H122ZM137 73V72H136ZM135 73V74H136ZM166 73V72H164ZM205 72H203L204 74ZM209 73V72H208ZM242 72H240L239 74H241ZM249 73V72H247ZM31 74V73H30ZM29 74V75H30ZM59 74V73H58ZM90 74V73H89ZM112 74V73H111ZM114 74V73H113ZM122 74V75H123ZM163 74V73H162ZM174 74V73H173ZM197 74V73H196ZM202 74V72L200 73ZM215 74V73H214ZM225 74V75H224ZM244 74V73H243ZM242 74V76H243ZM251 74V73H249ZM28 75V76H29ZM44 75V76H43ZM117 75V73H116ZM126 75V74H125ZM125 75L123 77H125ZM134 75V74H133ZM139 75V73H138ZM164 75V74H163ZM176 76V74H174ZM185 75V74H184ZM189 75V73H188ZM187 75V77H188ZM205 76L207 75L206 73L204 74ZM210 75V74H209ZM227 76L226 73H223L222 76ZM236 75V74H234ZM255 75V74H254ZM33 76H36L35 73H33ZM49 76V75H48ZM102 76V74H101ZM110 76V75H109ZM120 77H122L121 75H119ZM140 76V75H139ZM191 76V75H189ZM197 76V75H196ZM202 76V75H201ZM204 76V77H205ZM217 76V77H218ZM233 76V75H231ZM253 76V74H252ZM14 77V78H15ZM37 77V76H36ZM35 77V78H36ZM38 77H39V74H38ZM37 77V78H38ZM40 77V78H42ZM100 77V76H99ZM207 78H210L208 76H206ZM205 77V78H206ZM216 77V78H217ZM237 75L235 76L236 80H240V77L239 79H237ZM248 77V75H247ZM254 77V76H253ZM33 78V77H31ZM34 78V79H35ZM62 78V76H61ZM111 78V77H110ZM113 78V77H112ZM134 79H136L135 77H133ZM191 77L189 78H185V79H190ZM197 78V77H196ZM196 78H193L194 81L196 80ZM204 78V79H205ZM215 78V79H216ZM1 79V78H0ZM7 79V78H6ZM21 79H24L23 76L21 77ZM45 79V78H44ZM55 79V78H53ZM96 79V78H95ZM99 79V78H98ZM106 79V78H105ZM108 79V78H107ZM128 79V78H127ZM125 79V81L127 80ZM132 79V83H133V80ZM204 79L200 80L202 82H204ZM212 78H210L211 80ZM255 79V78H253ZM258 79V77H257ZM25 80V79H24ZM31 80V79H30ZM37 80V79H36ZM40 80V79H39ZM47 80V79H46ZM109 80V79H108ZM123 80V79H122ZM146 80V81H148ZM179 80V81H180ZM209 80V81H210ZM248 80V79H247ZM8 81V80H6ZM14 81L11 79V82ZM33 81V80H32ZM35 81V80H34ZM51 81V80H50ZM97 81V80H96ZM114 81V79L112 80ZM111 81V82H112ZM183 81V80H182ZM189 82L188 85H191L192 83H190L191 81L187 80ZM242 81V79H241ZM9 83L8 85V88L11 87V84L13 83ZM23 82V81H22ZM44 82V81H43ZM47 82V81H46ZM106 82V81H104ZM118 82V81H117ZM122 82V81H121ZM120 82V84H121ZM143 82L144 84H146L145 81H141ZM150 82V81H149ZM148 82V83H149ZM152 82V81H151ZM159 82V81H158ZM184 82V81H183ZM193 82V81H192ZM198 82V81H197ZM202 82H199V84L196 83V85L200 86V84ZM21 83V82H20ZM25 83V84H24ZM24 86L27 84L26 82H24ZM39 83V82H38ZM131 83V82H130ZM129 83V84H130ZM143 83H140L139 82V86ZM160 83V82H159ZM158 83V84H159ZM162 83V81H161ZM6 84V83H4ZM15 84V83H13ZM12 84V85H13ZM22 84V83H21ZM20 84V85H21ZM22 84V85H23ZM37 84V83H36ZM125 84V83H124ZM144 84L142 86H140L141 88L144 86ZM156 83H154V86L158 85ZM163 84V83H162ZM173 83H171V86H172ZM203 84V83H202ZM201 84V85H202ZM207 84V83H206ZM243 84V83H242ZM256 84V83H255ZM16 85V84H15ZM18 86H20L18 83H17ZM16 85V88H14L13 90H19V88L21 89L22 86L18 87ZM55 85V84H54ZM100 85V84H99ZM119 85V83H118ZM117 85V87H118ZM128 85V84H127ZM161 85V84H160ZM158 85V86H160ZM175 85V84H174ZM181 84L179 85H175L173 86L175 91H179V90H176V86H180ZM184 85V84H183ZM187 85V84H186ZM185 85V87H187ZM192 85H195V83H193ZM209 85V84H208ZM208 85L204 86L202 85L203 87H206V88H210ZM7 86V85H6ZM14 86V85H13ZM12 86V87H13ZM36 86V85H35ZM106 86V84H105ZM104 86V87H105ZM122 86V85H121ZM120 86V87H121ZM138 86V87H139ZM147 86V85H146ZM162 86V85H161ZM169 86V85H168ZM247 86V85H246ZM245 86V87H246ZM249 86V85H248ZM2 87V86H1ZM0 87V88H1ZM37 87V86H36ZM35 87V88H36ZM44 87V86H43ZM117 87H115L117 89ZM119 87V91L121 90V88ZM130 87V86H129ZM129 87L126 86L127 89H129ZM145 87V86H144ZM143 87V89H144ZM181 87V86H180ZM192 86H188V88L191 89ZM202 87V88H203ZM261 87V86H260ZM7 87H5L6 89ZM18 88V89H17ZM23 88V87H22ZM26 88V87H25ZM102 88H103V84H102ZM111 88V87H110ZM125 87L123 88V90L126 89ZM158 88V89H157ZM168 88V87H166ZM166 88H163V89H166ZM171 88V87H170ZM184 88V87H183ZM194 88H198V87H194ZM192 88V89H194ZM206 88H204L206 90ZM253 88V87H252ZM251 88V90H252ZM259 88V86H258ZM3 89V88H2ZM1 89V90H2ZM28 90V88H26ZM39 89V88H38ZM87 89V88H86ZM94 89V88H93ZM92 89V90H93ZM140 89V88H138ZM142 89V92L141 91H137L139 93H143V92H146L145 90ZM149 89H151L152 91H154V93L152 94H143V99H138L139 102L137 103V110L138 111H141V112H144L145 115L144 117L146 116V120H144V122L142 124H140L138 126V130H143L146 134H144V136L141 138L142 141L140 142L139 140V143L138 144H142V143H147V141L149 140H153V144L152 146L150 145V149L149 151H147L149 154L151 153V155H158V156H164V154L168 153L166 151V149L163 148V146L159 143L160 139H161V132H164L162 130V116L167 114V116H175V115H181L182 117H191V116H194V118H199V117H203V116H206L208 115V113L211 111L209 107H211V101L208 102V101H203L204 100L202 97L200 100L201 103L198 104V102L196 103V105H194V103L196 102V100L198 101L199 98H197L194 102V99H193V102L190 100V99H184L183 98V102H182V99L181 102H179L178 104V101H172L171 99H173L172 97L175 98V96L179 95L180 97L182 96L181 95V91L180 92H176L177 95H173L172 97H170L169 99L173 102V103H166V96L168 97L169 94H173V91L171 92L170 90L168 91V89H166L168 92L170 93H165V91L163 90L162 94H163V97L165 96V100L164 102L167 105V107L165 106L166 104L163 105V100H162V95L160 94V89L159 87L156 86V90L152 89L151 87H149ZM180 89V88H178ZM189 89V94H192L190 93V90ZM262 89V88H261ZM0 90V91H1ZM12 90V91H13ZM15 90V91H16ZM45 90V88H44ZM89 90V89H88ZM122 92H125L123 91ZM132 90V89H131ZM136 90V89H135ZM148 90V89H147ZM160 90V91H158ZM184 90V93L182 92L183 96L185 93V88L183 89ZM182 90V91H183ZM199 90V88H198ZM201 87H200V91H201ZM205 90L203 91V93L205 92ZM211 92V89H209ZM226 90V89H225ZM250 90V88H249ZM248 90V91H249ZM5 91V90H4ZM11 91V89H10ZM13 91V92H15ZM42 91V90H41ZM107 91V90H106ZM113 91V90H112ZM115 91V90H114ZM113 91V92H114ZM127 91V90H126ZM197 92V93H202L201 92ZM207 91V90H206ZM221 91V89H220ZM223 91V90H222ZM247 91V90H246ZM12 92V93H13ZM39 92V91H38ZM118 91H116L117 93ZM135 92V91H134ZM136 92V93H137ZM253 92V91H252ZM6 93V92H5ZM5 93L2 95L5 96ZM7 93L8 92V89H7ZM10 93V94H12ZM95 93V92H94ZM126 93V92H125ZM124 93V95H125ZM135 93L134 97L137 95ZM149 93V92H148ZM217 93V92H216ZM215 93V95H216ZM19 94V93H18ZM109 94H111V92H109ZM108 94V95H109ZM120 95V92L118 93ZM188 94V95H189ZM196 94V92H195ZM195 94H192L191 96L193 97H198L197 95ZM207 94H208V91H207ZM220 96H221V93H219ZM28 95V94H27ZM200 95V94H199ZM209 95V94H208ZM208 95H204V97H209ZM223 95V94H222ZM248 95V94H247ZM251 95V94H249ZM20 96V95H19ZM94 96V95H93ZM110 96V95H109ZM112 96H114V94H112ZM111 96V97H112ZM182 96V97H183ZM191 96H188L191 97ZM201 96V95H200ZM203 96V94H202ZM228 96V95H227ZM7 97V96H5ZM9 97V96H8ZM98 97V96H97ZM102 97V96H100ZM99 97V98H100ZM119 97V96H118ZM117 97V98H118ZM125 97V96H124ZM185 97V96H184ZM3 97L1 96V99ZM116 98V97H115ZM132 98V97H131ZM130 98V99H131ZM137 98V97H136ZM178 98V96H177ZM176 98V99H177ZM187 98V96L185 97ZM220 98V97H219ZM221 98H224V95L221 97ZM8 99V98H7ZM109 98H107V101H108ZM132 99H135V98H132ZM132 99L130 102H132ZM245 100V98H243ZM246 99H249V98H246ZM4 100V98H3ZM106 100V98H105ZM111 100V99H109ZM122 100V99H121ZM179 100V99H178ZM216 100H218L216 98ZM234 100V99H233ZM128 101V102H129ZM134 101V100H133ZM199 101V102H200ZM246 101V100H245ZM97 102V100H96ZM99 102V101H98ZM104 103V99L103 101H101ZM99 102V104L101 103ZM214 102V101H213ZM217 102V101H216ZM221 102V101H220ZM107 103V102H106ZM112 103V106H113V102ZM115 103V101H114ZM246 103V102H245ZM136 104V103H134ZM211 104V105H210ZM230 104V103H229ZM105 105V104H104ZM238 105V104H237ZM253 105V104H252ZM100 106V105H99ZM98 106V107H99ZM196 106V107H195ZM227 106V105H226ZM251 106V105H250ZM97 107V108H98ZM214 109L212 108L214 114H220L222 116H226V114L228 115V109L226 108H222V107H219V106H213ZM238 107V106H237ZM95 108V109H97ZM102 108V107H101ZM99 108V109H101ZM233 108V107H232ZM255 108V107H254ZM136 109V108H135ZM98 110V109H97ZM108 110V109H107ZM109 110H112L111 112V115H110V119L111 121H119L120 122L122 121V119H125L128 115V110H127V105L125 103V101H121L119 102V105L113 109H110ZM108 110V111H109ZM133 109H131L129 112H131ZM210 110V111H209ZM100 111V110H99ZM134 111V110H133ZM209 111V112H208ZM238 111V110H237ZM241 111V110H240ZM251 111V110H250ZM98 112V111H96ZM117 112V113H116ZM208 112V113H207ZM233 112V111H232ZM242 112V111H241ZM95 113V112H93ZM100 113V112H98ZM106 113L108 114V112L106 111ZM104 113V114H106ZM136 113V111H135ZM207 113V114H206ZM238 113V112H237ZM247 113V112H246ZM256 112H254V115H257L258 114H255ZM96 114V113H95ZM101 114V113H100ZM137 114H139V112H137ZM233 115H235L234 113H232ZM245 114V113H244ZM250 116H251V113H249ZM260 114V113H259ZM102 115V114H101ZM109 115V114H108ZM131 115H132V112H131ZM136 115V114H135ZM219 115V116H220ZM243 115V114H242ZM248 115V113L246 114ZM253 115V113H252ZM140 116V114L138 115ZM216 116V115H214ZM104 117H106L104 115ZM103 117V118H104ZM108 117V116H107ZM136 117V116H135ZM140 117H143V116H140ZM165 117V116H163ZM177 117V116H176ZM175 118H172V119H176ZM181 117V118H182ZM232 117V115H231ZM256 117V116H255ZM254 117V118H255ZM262 117V116H261ZM102 118V119H103ZM132 118V116H131ZM192 118V119H194ZM233 118V117H232ZM231 118V119H232ZM249 118V117H248ZM254 118H253V121H254ZM264 118V117H263ZM98 119H101L98 117ZM101 119V120H102ZM129 119V118H128ZM133 119V118H132ZM140 119V118H139ZM184 119V118H183ZM190 119V120H192ZM205 119V118H204ZM207 119V118H206ZM226 119V118H225ZM257 122L259 121V118H257ZM262 119V118H261ZM260 119V120H261ZM130 120V119H129ZM134 120H138L137 118L134 119ZM167 120H171V119H168ZM223 120H224V117H223ZM233 120V119H232ZM231 120V121H232ZM93 121H94V117H93ZM126 121V120H125ZM124 121V122H125ZM182 121V120H181ZM197 121V119H196ZM196 121H194L196 123ZM202 125H204V120H202ZM256 121V120H255ZM127 122V121H126ZM180 122V121H179ZM176 123L175 122V125L176 124H180V123ZM189 122V119L188 121ZM193 122V123H194ZM214 122V121H213ZM224 122V121H223ZM245 122V121H244ZM252 122V120H251ZM102 123V121H101ZM112 123V122H111ZM109 123V124H111ZM118 123V122H117ZM166 123H168L166 121ZM182 123V122H181ZM208 123V121H207ZM237 123V121H236ZM255 125H259V123H256L254 122ZM102 124H105V123H102ZM108 124V123H107ZM105 124V129L103 128L101 131L105 130V132H108L109 133V130L106 131V128H109L110 127ZM116 124V123H115ZM165 124V123H164ZM189 124V123H187ZM253 124V123H251ZM100 125V124H99ZM107 125V126H106ZM114 125V123L111 125V130H112V126ZM120 125V124H119ZM118 125V126H119ZM132 125V124H131ZM181 125V124H180ZM185 125V124H184ZM201 125V124H200ZM201 125V126H202ZM228 125V124H227ZM231 125V123H230ZM102 126V125H101ZM117 126V125H116ZM177 126V125H176ZM187 126V125H185ZM184 126V128H185ZM209 123L208 124H205L204 128L207 130V129H210L211 126L209 127ZM243 126V125H242ZM99 127V126H98ZM104 127V125H103ZM128 126H126L127 128ZM183 127V126H182ZM181 127V128H182ZM193 127V126H192ZM223 127V126H222ZM220 127V128H222ZM233 127V126H232ZM246 127V126H245ZM244 127V128H245ZM125 128V130H126ZM134 128V127H133ZM187 128V127H186ZM200 128V127H199ZM197 128V129H199ZM202 127V129H204ZM258 128V127H257ZM99 129V128H98ZM167 129H170V128H167ZM217 129V127H216ZM235 129V128H234ZM246 129V128H245ZM244 129V130H245ZM94 130H97V129H94ZM100 130V129H99ZM98 130V132H100ZM128 130V129H127ZM136 129H134L135 131ZM172 130V128H171ZM183 130V129H181ZM180 130V131H181ZM194 130V129H193ZM219 130V129H218ZM115 132H117L116 130H114ZM132 131V133L134 132ZM151 131H155V135H153L152 137L151 136H148L147 134ZM170 131V130H168ZM195 131V130H194ZM193 131V133H194ZM198 131V130H197ZM254 132V129L250 132ZM262 131V129L260 130ZM259 131V132H260ZM94 132V131H93ZM131 132V131H130ZM129 132V133H130ZM136 132V131H135ZM166 132V131H165ZM231 132V131H230ZM237 132V131H236ZM249 132V130H248ZM264 132V131H262ZM107 133V134H108ZM114 133V132H113ZM128 133V135H130ZM199 133V132H198ZM211 133V132H210ZM247 133V132H246ZM255 133V132H254ZM98 134V133H97ZM106 134V133H105ZM116 134V133H115ZM121 134V132L119 133ZM165 134V133H163ZM230 134V133H229ZM234 134V133H233ZM94 135V134H92ZM104 135V134H103ZM102 135V136H103ZM118 135V134H116ZM141 135V134H140ZM190 135V134H189ZM224 135V134H223ZM228 135V133H227ZM226 135V136H227ZM256 135V134H255ZM259 135V134H258ZM97 135L95 134L93 136L96 137ZM106 136V135H104ZM115 136V135H114ZM183 136V135H182ZM191 136V135H190ZM261 136V135H260ZM260 136H255V137H249V144L251 145V148H249L248 150H246L245 152H247V155L252 159L253 162H255L256 164L261 161L262 159V148H261V139L259 138ZM101 137V136H98V138ZM108 137V136H107ZM121 137H125V139H127V133H125L123 131V134L121 135ZM195 137V136H194ZM247 137V136H246ZM264 137V136H263ZM109 138V137H108ZM108 138H106L108 140ZM186 138H188L186 136ZM199 138V137H198ZM226 138V137H225ZM251 138V139H250ZM100 139V138H99ZM98 140H94L96 143ZM102 139V138H101ZM105 138L102 139V141L104 140ZM171 139V138H170ZM181 139V138H180ZM184 139V136L183 138ZM231 139V138H230ZM264 139V138H263ZM106 140V141H107ZM186 140V139H185ZM184 140V142H185ZM195 140V139H194ZM226 140V139H225ZM227 140H228V137H227ZM238 140V139H237ZM109 141V140H108ZM134 141V140H133ZM181 141V140H180ZM183 141V140H182ZM192 141V140H191ZM233 141V140H232ZM117 142V141H116ZM132 142V140H131ZM150 142V141H149ZM226 142V141H225ZM236 142V141H235ZM105 143V142H104ZM243 143V142H242ZM247 143V142H246ZM117 145H119L118 143H116ZM114 144V145H116ZM140 146H144L141 145ZM150 144V143H149ZM248 144V145H249ZM182 145V143H181ZM244 145V144H243ZM126 146V145H125ZM195 146V145H193ZM219 146V145H218ZM220 146H222L220 144ZM240 146V145H239ZM107 147V146H106ZM110 147V146H109ZM138 147V146H137ZM165 147V146H164ZM173 148V146H171ZM250 147V146H249ZM104 148V147H103ZM129 148V147H128ZM215 148V147H214ZM105 149V148H104ZM132 149V148H131ZM217 149V148H216ZM215 149V150H216ZM125 150V149H124ZM223 150V149H222ZM227 151H230L231 153H236L238 154V158L234 160L235 164H240V156H241V149L237 146H233L230 148H226ZM78 151V150H77ZM76 151V152H77ZM130 151V149L128 150ZM136 151V150H135ZM139 151V150H138ZM145 151V150H144ZM184 151V150H182ZM181 151V152H182ZM186 151V150H185ZM204 151V150H203ZM75 152V153H76ZM120 152V151H119ZM118 153V152H117ZM141 154H144L142 153V151H140ZM140 153H138L140 155ZM171 153V152H170ZM207 153V152H205ZM212 153V152H211ZM217 153V151H216ZM220 153V152H219ZM218 153V154H219ZM120 154V153H119ZM146 154V153H145ZM144 154V155H145ZM217 154V155H218ZM77 155H78V152H77ZM76 155V156H77ZM116 155V153L114 154ZM130 155V154H129ZM137 155V153H136ZM190 155V154H189ZM109 156V155H108ZM138 156V155H137ZM146 156V155H145ZM195 156V155H194ZM208 156V155H207ZM215 156V155H214ZM213 156V157H214ZM140 157V156H139ZM150 157V156H149ZM225 157V156H224ZM223 157V158H224ZM121 158V157H120ZM138 158V157H136ZM147 158V156H146ZM183 158V157H182ZM203 158V157H202ZM78 159V158H76ZM109 159V158H108ZM105 160L106 162L109 161V160ZM115 159V158H113ZM152 159V158H151ZM250 159V160H251ZM111 160V158H110ZM142 160V159H141ZM144 160V159H143ZM157 160V159H156ZM160 160V158H159ZM248 160V159H247ZM79 160H77V163H78ZM116 161V159H115ZM147 161V160H145ZM158 161V160H157ZM200 161V160H199ZM198 161V162H199ZM206 162V160H204ZM203 161V162H204ZM221 161V160H220ZM148 162V161H147ZM162 162V161H161ZM249 162V161H248ZM264 161L262 160V163ZM76 163V164H77ZM141 163V162H140ZM153 163V162H152ZM152 163L150 164V166L152 165ZM171 163H173V160L165 163L162 168L164 169V176H159L160 178L159 179H154L153 180V183H151L150 185H148L146 187V192L149 194V196L147 197V201L145 200L144 201V206H145V203L147 204L145 207L143 205L139 206L138 204L140 203V201L138 203H136V194L135 192L137 191V189H129L127 187H119L118 188V191L119 193H121L118 198H113L112 202L114 203V209H113V212L110 214L109 211H105V210H102L101 211V214H100V219L99 221H102V222H107L109 221V224H111V229L115 230V228H118L119 227V230L118 231H114L112 233H109L107 231L105 235V237H101V239L103 240V238H105L104 242H101L98 240L92 242V241H87L85 243L83 242H80V243H83V245H80L79 243V251H76L75 253L71 254L73 255L74 257L73 258H70V256L68 254H59L56 253V257L50 259L49 257L50 256H54V254H50L48 256L49 260H45L44 263L42 264H209L208 262L210 261L209 259V255L210 254H214V249L216 250H220L221 252H226V255L227 257H224L223 259H218L216 260L215 264H249L250 263V260H251V256L249 255V251H246L245 252V245L247 244V240L250 239L251 243L253 244V251H254V256H256V258L252 261L254 264H264V220L262 221L261 217L259 214H258V210H257V207L258 205L255 206V203H256V200H255V196H254V193H251L249 191V189L247 190V197L244 196V198H240L238 199L239 196H242V195H237L236 192L233 194V202L232 203H227L226 200H230V197H226V194L225 196L223 195L222 193V190H223V187H221L218 183H214L213 181V178L210 176V174H207L206 178L204 179V181L202 183H199L197 182L196 180H189L188 178V172L187 173H183L180 177L178 176L179 173H181V169L177 166H171ZM202 163V162H201ZM220 163V162H219ZM242 163H245V162H242ZM254 163V164H255ZM74 164V163H73ZM149 164V163H147ZM146 164V165H147ZM221 164V163H220ZM78 165V164H77ZM104 165V164H103ZM108 166V164H106ZM175 165V164H174ZM199 165V164H198ZM202 165V164H201ZM209 165V164H207ZM234 165V164H233ZM245 165H247L245 163ZM249 165V164H248ZM261 165V163L259 164V166ZM263 165V164H262ZM65 167V165H63ZM76 166V165H75ZM137 166V165H136ZM203 166V165H202ZM256 166V165H255ZM258 166V165H257ZM73 167V166H72ZM201 167V166H200ZM206 167V166H205ZM204 167V168H205ZM212 167V166H210ZM217 167V166H216ZM233 167V166H232ZM264 167V166H263ZM123 168V167H122ZM127 168V167H126ZM150 168V167H149ZM189 168V167H188ZM66 168L62 169V173H65V171L67 172L68 170H65ZM69 169V168H67ZM103 169V168H102ZM157 169V168H156ZM174 169V171H172ZM211 169V168H210ZM256 169V168H254ZM253 169V171H254ZM65 170V171H64ZM120 170V169H119ZM126 170V169H125ZM149 170V169H148ZM159 170V169H158ZM209 170V169H207ZM220 170V169H219ZM264 170V169H263ZM117 172L113 175H116L118 173V170H116ZM123 172V170H120ZM140 171V170H139ZM191 171V170H190ZM210 171V170H209ZM223 171V169H222ZM226 171V170H225ZM224 171V172H225ZM150 172V171H148ZM162 172V173H163ZM255 172V171H254ZM70 173V172H69ZM76 173V172H75ZM147 173V172H146ZM155 173V172H154ZM152 172V174H154ZM160 172H158L159 174ZM192 173V172H191ZM255 173H258V172H255ZM264 173V172H263ZM66 174V173H65ZM63 174L64 175V178L66 177L67 179L68 178V175L66 174ZM97 174V173H96ZM112 172L110 171V168L107 167L106 171L105 172H102L100 173L101 177L100 178H104L105 180L106 179H109L111 178ZM148 174H151L148 173ZM151 174V175H152ZM161 174V173H160ZM212 174V173H211ZM250 174V173H249ZM62 175V174H61ZM71 175V174H70ZM74 175V174H73ZM98 175V174H97ZM96 175V177H98ZM99 175V176H100ZM145 175V174H144ZM156 175V174H155ZM224 175V174H223ZM60 176V175H59ZM76 176V175H75ZM78 176V175H77ZM143 176V175H142ZM150 176V175H149ZM225 176H227L225 174ZM250 176V175H249ZM115 177V176H114ZM153 177V176H152ZM155 177V176H154ZM158 177V176H157ZM259 177V176H258ZM73 178V176H72ZM78 178V177H77ZM99 178V179H100ZM66 179V180H67ZM112 179V178H111ZM109 180V181H112V180ZM140 179V178H139ZM70 180V179H69ZM72 180V179H71ZM79 180V179H78ZM76 180V181H78ZM104 180V181H105ZM134 180V178H133ZM264 180V179H263ZM262 180V181H263ZM63 181V180H62ZM108 181V182H109ZM136 181V180H134ZM138 181V180H137ZM140 181V180H139ZM148 181V180H147ZM200 181V180H199ZM261 181V180H260ZM61 182V181H60ZM70 182V181H68ZM101 182V180H100ZM118 182V181H117ZM130 182V181H129ZM226 182V181H224ZM229 181H227L228 183ZM255 182V181H254ZM76 183V182H75ZM88 183V182H86ZM103 183V181H102ZM257 184V182H255ZM65 184V182H64ZM67 184V183H66ZM96 184V183H95ZM94 184V185H95ZM141 184V183H140ZM254 184V185H256ZM62 185V184H61ZM79 185V184H78ZM101 184H98L97 186H99ZM106 185V184H105ZM111 184L107 185V186H110ZM138 185V183H137ZM259 185V184H258ZM75 186V185H74ZM96 186V185H95ZM102 186V185H101ZM106 186V187H107ZM113 186V185H112ZM115 186V185H114ZM113 186V187H114ZM58 187V186H57ZM63 188V185L61 186ZM60 187V188H61ZM70 187V186H68ZM250 187V186H249ZM248 187V188H249ZM49 187H47L46 189H48ZM61 188V189H62ZM71 188L73 189L74 187L71 186ZM98 188V187H96ZM108 188V187H107ZM116 188V186L114 187ZM45 189V190H46ZM50 189V188H49ZM76 189V188H75ZM82 189V188H81ZM93 189V188H92ZM100 189V188H99ZM106 189V188H105ZM112 189V188H111ZM110 189V190H111ZM246 189V188H244ZM258 189V188H257ZM60 190V189H59ZM69 190V189H68ZM78 190V189H77ZM103 190V189H102ZM115 190V189H113ZM61 191V190H60ZM67 192V190H65ZM117 191V192H118ZM259 191V190H258ZM262 191V190H261ZM48 192V191H46ZM55 192V191H54ZM53 192V193H54ZM57 192V191H56ZM105 192V190H104ZM108 192V191H107ZM139 192V190L137 191ZM136 192V193H137ZM155 192V194H154ZM244 192V191H243ZM260 192V191H259ZM87 193V192H86ZM100 193V192H99ZM103 193V192H102ZM239 193V192H238ZM263 193V192H262ZM85 194V193H84ZM94 194V193H93ZM146 194V193H144ZM245 194V193H244ZM105 195V193H104ZM117 195V193H116ZM261 195V194H260ZM88 196V195H87ZM92 196V194H91ZM110 196V194L108 195ZM168 196V200H166V197ZM258 196V195H256ZM262 197L263 194L261 195ZM139 197V196H138ZM259 197V196H258ZM89 198V197H88ZM110 198V197H109ZM97 199L99 200L100 198L97 197ZM97 199H93V201L95 202ZM106 199V197H105ZM140 199V197H139ZM245 199V200H244ZM261 200V198H258ZM130 201L126 204L125 201ZM144 200V199H143ZM152 200L154 203H152ZM244 200V201H243ZM264 201V200H262ZM111 202V201H110ZM103 203V202H102ZM112 203V204H113ZM141 203L142 200H141ZM217 203H223V210H221L223 212V214H225V218L223 220L222 223L218 222V221H215V223L213 224H207V222H204L202 220V216H198L196 215L197 212L199 211H202V210H207L209 211L210 209L212 210L213 206ZM73 204V203H72ZM129 204V205H128ZM151 204V205H150ZM75 206H77L76 204H74ZM148 205L151 206V208L149 209ZM94 206V205H93ZM141 208L139 209L138 208ZM70 207V206H69ZM68 207V208H69ZM72 207V205H71ZM221 207V206H220ZM215 208V207H214ZM217 208V207H216ZM71 210V208H69ZM95 209V208H94ZM73 210H75V208H73ZM72 210V211H73ZM77 210V209H76ZM75 212V211H74ZM78 212V211H77ZM203 212V211H202ZM217 213H219L218 211H216ZM205 213V212H204ZM210 213L212 214V212L210 211ZM216 213V214H217ZM76 214V212H75ZM209 214V213H208ZM96 215V214H95ZM205 215V214H204ZM219 215V214H217ZM79 216V215H78ZM93 216V215H92ZM209 216V215H208ZM216 216V215H215ZM221 216V215H219ZM97 217V216H96ZM205 217V216H204ZM207 217V216H206ZM98 218V217H97ZM96 218V219H97ZM206 219V218H205ZM221 219V218H220ZM91 220V219H90ZM94 220V219H93ZM91 220V221H93ZM209 220V219H208ZM95 222V221H94ZM91 223V222H90ZM97 223V222H96ZM118 224L117 227H114L115 224ZM207 224L208 226L207 227H203L204 224ZM121 224V225H120ZM82 225V224H81ZM80 225V227H81ZM88 225V224H87ZM104 225V223L102 224ZM126 225V226H125ZM239 225H243L245 227V232L244 234H239L238 233V229H239ZM94 226V225H93ZM106 226V225H105ZM100 227V226H98ZM97 227V228H98ZM107 227V226H106ZM95 228V227H94ZM108 228V227H107ZM218 228H222L224 230H221L222 232L220 231H216V229ZM81 230V229H80ZM106 231V230H105ZM83 232H85L83 230ZM81 233V232H80ZM101 233L100 232V236H101ZM109 233V234H108ZM116 233V234H115ZM223 233V234H222ZM238 234V237L242 240V244H244V247H238L237 243H236V239H235V236ZM80 235V234H79ZM96 236L98 234H92L91 236ZM91 237V238H94ZM237 237V236H236ZM84 238V237H83ZM91 238H87V239H91ZM86 239V238H84ZM197 240H201L204 242V244L199 248V249H195L196 248V241ZM225 241H230L228 244L226 245H222L223 242ZM199 242V241H198ZM197 242V243H198ZM58 244V243H57ZM70 244V243H69ZM102 244V245H101ZM55 247L57 248V245L54 244ZM53 245V246H54ZM68 247V246H67ZM50 248V247H49ZM49 250H52L49 249ZM58 250V249H57ZM67 250V248H66ZM77 250V249H76ZM196 250V251H195ZM230 250H234L235 253L232 255V253L230 254L229 252L227 251H230ZM43 251V250H42ZM47 251V250H46ZM55 251V250H54ZM63 251V250H61ZM68 251V250H67ZM39 252V251H38ZM44 252V251H43ZM42 252V253H43ZM59 252V251H57ZM41 253V255H42ZM47 252H45L46 254ZM50 253H53V251H51ZM62 253V252H61ZM40 254V253H39ZM38 254V255H39ZM44 254V253H43ZM225 255V256H226ZM252 255V254H251ZM33 256V255H32ZM121 257L122 259H124V261H121L119 263V260L116 261V257ZM253 256V255H252ZM42 256H39V258H41ZM220 257V256H219ZM218 257V258H219ZM222 257V256H221ZM120 258V259H121ZM212 258V257H211ZM254 258V257H253ZM45 259V257L43 258ZM46 259H47V256H46ZM119 259V258H118ZM37 260V258H36ZM35 260V261H36ZM238 260V261H237ZM37 263V262H36ZM212 263V262H211Z\"/></svg>", "mask_w": 264, "mask_h": 264}]
</instances>
